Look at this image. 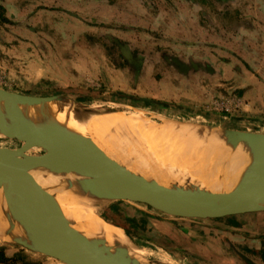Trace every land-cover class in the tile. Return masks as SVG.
Instances as JSON below:
<instances>
[{
	"label": "rangeland",
	"instance_id": "1",
	"mask_svg": "<svg viewBox=\"0 0 264 264\" xmlns=\"http://www.w3.org/2000/svg\"><path fill=\"white\" fill-rule=\"evenodd\" d=\"M103 1L0 0V88L37 97L68 95L95 115L139 111L158 123L264 133V107L252 105L243 89L248 80L242 70L250 75L249 67L224 33L231 19H241L235 6L254 0ZM149 2L155 4L153 24L134 29L121 23L123 10L134 7L145 15L140 7ZM178 5L190 6L193 15L192 5L202 9V35L183 36L174 17L155 20L165 16V6ZM215 32L221 43H214ZM189 58L210 69L187 67ZM0 146L20 143L0 138ZM145 147L139 145L137 154ZM132 204L111 203L102 215L132 235L131 246L144 264H264V214L174 221L149 205ZM0 248L9 264H62L17 244L0 241Z\"/></svg>",
	"mask_w": 264,
	"mask_h": 264
},
{
	"label": "water",
	"instance_id": "2",
	"mask_svg": "<svg viewBox=\"0 0 264 264\" xmlns=\"http://www.w3.org/2000/svg\"><path fill=\"white\" fill-rule=\"evenodd\" d=\"M183 63H188L187 67L191 68L199 64L197 72L210 69L208 65L192 60ZM178 66L183 67L181 63ZM69 102L86 108L68 95L37 97L0 88V110L17 107L28 112H46ZM86 109L95 115L93 110ZM219 131L227 143L247 144L264 152V133ZM21 132H13L6 137L17 140L19 147L0 148V187L16 190L26 214L34 220L40 239L39 250L18 241H0L23 246L64 264L144 263L136 257L124 260L123 253L110 255L103 252L87 236L79 222L65 213V204L47 180L49 176L69 175L83 180H97L89 189L100 201L146 204L173 217L204 219L264 212V157L260 164H247L243 174L249 175L242 182L231 183L227 171L222 170L223 166L218 168V177L212 178L209 183L158 182L148 173L135 169L128 160L108 156L93 139ZM33 148L40 150L41 154H27ZM100 217L117 227L104 219L102 214Z\"/></svg>",
	"mask_w": 264,
	"mask_h": 264
},
{
	"label": "bare ground",
	"instance_id": "3",
	"mask_svg": "<svg viewBox=\"0 0 264 264\" xmlns=\"http://www.w3.org/2000/svg\"><path fill=\"white\" fill-rule=\"evenodd\" d=\"M192 67L197 70L200 65ZM165 68L173 70L171 66ZM177 72L180 73L179 70ZM86 110L72 102L46 112H28L17 107L0 110V138L23 130L56 137L90 138L108 156L128 160L131 166L148 173L155 181L196 185L217 178L218 168L222 166L231 183L242 182L249 175L243 174L247 164H260L264 157L263 151L247 144L225 142V136L218 128L173 120L158 123L139 111L94 115ZM112 131L114 134H109ZM139 145L146 147L143 153L137 154ZM27 154L41 153L33 148ZM47 180L63 200L65 213L79 222V226L103 252L110 255L119 252L123 253L124 260L136 257L142 261L141 253L132 248L125 231L101 219L100 215L111 201H100L93 196L89 188L97 180H83L69 175L49 176ZM22 206L15 189L0 187V240L18 241L38 249L40 239L37 228L31 215L26 214L25 206Z\"/></svg>",
	"mask_w": 264,
	"mask_h": 264
},
{
	"label": "crops",
	"instance_id": "4",
	"mask_svg": "<svg viewBox=\"0 0 264 264\" xmlns=\"http://www.w3.org/2000/svg\"><path fill=\"white\" fill-rule=\"evenodd\" d=\"M103 2L105 3V1ZM69 4H70V7H67V9L70 11V9H73L72 7H74V3L72 4V2L70 1ZM80 4H84V3H80ZM122 5L123 7H125L126 4L123 3L121 4V6ZM192 6H193L194 15L190 11V6L189 8H187V6L185 5H183L182 7L178 5V7L172 8V9L168 8V6H165L164 9H162V11H166V13H163L165 16L161 14L155 20L163 21V20H166L167 18L174 17L176 22L173 25L180 26L183 28V32H181L183 36L189 35L191 37L193 34L194 36L202 35V31H203L202 23H201L202 19H201V16L199 15V12L202 9L197 7V5H192ZM235 7H236L235 9H238L239 11H241L242 13L241 19L239 20L237 18L238 20L237 19L234 20L233 18L231 19V21H229L230 23L225 26L226 29L224 33L226 36V40L228 42L230 41L232 42L231 44L234 45V48H232V51L234 53H237L240 56V58L246 64L245 66L249 67L248 72L250 73V75L244 70H242L243 80H248L247 86L243 87V89L249 92L247 93V96L249 97L250 100H255V103H253L252 105H256L258 106V108L264 107V99H262L263 93L258 94V92H264V76H263L264 75V3H260L254 0L248 3H245V2L241 3L239 8L237 6ZM140 8L145 11V15H140V13L138 14L137 12L138 9L134 7L130 9L127 8L129 9L127 11L121 9L123 10V13H122L123 16L121 17L122 18L121 23H123V25H126L128 27L134 26V29H135L138 27H145L143 23H146L147 25V23L149 24L150 22H153L154 18L151 12L155 10L154 9L155 4H152L149 2V5H146L145 8L144 7L143 8L140 7ZM176 10H178V12H176ZM167 11H169L170 14ZM191 16H194V18L193 19L190 18L186 20V22H181V20H185L186 18L191 17ZM133 20H137L138 22L127 25L128 24L127 21H133ZM214 20L215 18H212L211 23H209L210 27H212L213 24L215 25V23L213 22ZM150 24H153V23H150ZM156 25L160 26V23L157 22ZM130 33L133 35L137 34L136 30L133 31V29L132 31H130ZM214 43H221V39H219V36L216 32H215ZM193 57L197 58L195 56ZM194 58H189V59L195 60ZM196 61H199L198 63H201L202 65H206L204 61H201V60H196ZM210 65H211V62H210ZM252 78H257V82H253ZM155 97L160 99L158 96H155ZM255 127H256L255 125L251 126V128L253 129H255ZM242 130H246V129L244 128ZM124 203H132V202H124ZM137 204L138 203L132 204V205H137ZM169 217L170 218L168 219H171L174 221H180V218L178 217H173V218L172 216H169ZM183 219H186V218H183Z\"/></svg>",
	"mask_w": 264,
	"mask_h": 264
},
{
	"label": "trees",
	"instance_id": "5",
	"mask_svg": "<svg viewBox=\"0 0 264 264\" xmlns=\"http://www.w3.org/2000/svg\"><path fill=\"white\" fill-rule=\"evenodd\" d=\"M111 223L114 224V225L119 226L118 224H116V223H114V222H111ZM126 232H127V235H128L130 238H132V235H131L128 231H126ZM10 262H11V259L8 258V257L5 255L4 250L0 248V263L9 264Z\"/></svg>",
	"mask_w": 264,
	"mask_h": 264
}]
</instances>
